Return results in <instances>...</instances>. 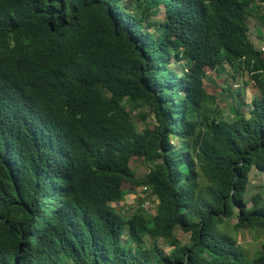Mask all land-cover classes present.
I'll return each mask as SVG.
<instances>
[{
  "label": "trees",
  "instance_id": "trees-1",
  "mask_svg": "<svg viewBox=\"0 0 264 264\" xmlns=\"http://www.w3.org/2000/svg\"><path fill=\"white\" fill-rule=\"evenodd\" d=\"M256 1L0 0V35L17 51L1 52L0 73L63 126L59 162L20 150L11 174L0 158V264H264V189L247 196L250 171L264 172ZM226 64L257 89L250 105L237 91L231 117L204 84ZM141 186L154 212L137 197L124 218L112 203ZM243 232L258 240L252 253Z\"/></svg>",
  "mask_w": 264,
  "mask_h": 264
},
{
  "label": "clouds",
  "instance_id": "clouds-1",
  "mask_svg": "<svg viewBox=\"0 0 264 264\" xmlns=\"http://www.w3.org/2000/svg\"><path fill=\"white\" fill-rule=\"evenodd\" d=\"M15 45L0 35V63L3 62L1 52H17L13 49ZM0 85L3 86L0 97V158L5 167L11 174L18 169L16 159L20 150L47 164L59 162L55 157V145L63 126L51 120L45 99L13 73H0Z\"/></svg>",
  "mask_w": 264,
  "mask_h": 264
},
{
  "label": "rangeland",
  "instance_id": "rangeland-1",
  "mask_svg": "<svg viewBox=\"0 0 264 264\" xmlns=\"http://www.w3.org/2000/svg\"><path fill=\"white\" fill-rule=\"evenodd\" d=\"M256 2L258 3V6H261V12H264V2L260 0H257ZM248 25L249 39L257 49H260L262 51L264 56V27L257 20L254 14L249 18ZM173 67L176 68L178 72H181L178 65L173 64ZM208 78L212 79L213 82L206 79L204 84L209 92L218 95L216 103L217 105L222 107L224 117L232 116L233 112L230 111V108L231 105L234 104L237 91L239 92V99L247 105H250L251 98L254 95H257L256 87L252 82H249L247 80L245 74L241 75L240 73H234L228 64L224 66V71L218 74H216L214 71L209 72ZM227 86L229 87V91L224 90L225 88H227ZM180 94H183L182 90H180ZM146 108V106H139L133 111V121L136 123L138 129L142 128V121L141 119L134 117V113L138 110H148ZM147 120H151L149 115L147 116ZM182 153H185V151H182ZM133 169L139 177L144 176L148 170L146 164L142 163L141 161H137ZM258 186H261L264 189V172H259L255 169H252L249 173L247 196L257 190ZM137 197H143L144 208L150 213L154 212L157 200L151 194L149 189L143 190L142 186L136 188L133 193L126 194L123 201L112 203V206H114L116 211L120 213L124 218H128V216H130V214L137 206ZM175 237L181 243L187 242L189 239V235L181 232L179 229L175 230ZM237 239L246 249H248L250 253L254 251L258 244V240L255 239L253 234L249 232L238 234ZM158 242L165 251L169 250V246L165 243L164 240H159Z\"/></svg>",
  "mask_w": 264,
  "mask_h": 264
}]
</instances>
